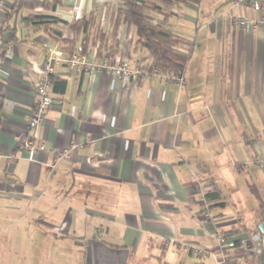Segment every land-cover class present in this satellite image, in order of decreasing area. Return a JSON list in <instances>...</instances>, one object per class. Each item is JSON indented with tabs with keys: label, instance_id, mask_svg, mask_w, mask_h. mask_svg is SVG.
Here are the masks:
<instances>
[{
	"label": "crops",
	"instance_id": "crops-1",
	"mask_svg": "<svg viewBox=\"0 0 264 264\" xmlns=\"http://www.w3.org/2000/svg\"><path fill=\"white\" fill-rule=\"evenodd\" d=\"M12 3L6 0V12ZM115 3L64 0L54 11L23 9L0 24L6 43L0 56L1 262L14 256L12 243L32 223L42 236L71 237L82 248L87 239L126 248V264L141 262L140 257L155 264H196L188 246L207 249L208 256L228 250L237 257L226 256L225 263L255 264L253 251L233 242L254 234L257 210L251 225L238 219L239 226L225 211L230 181L244 176L253 178L255 187L264 185V169L247 166L264 157V30L234 26L227 16L257 18L249 7L201 0L170 9L167 27L191 51L183 86L162 78L128 84L105 71L69 73L55 66L53 76L65 86L59 92L52 88L43 123L28 130L36 69L48 44L61 45L52 36L54 24L27 18H54L57 9L75 7L83 16L95 13L107 32ZM153 16L161 21L164 15ZM133 38L134 29L124 25L116 35L125 57L136 64L145 51L132 52ZM26 137L36 147L31 158ZM65 149L70 154L58 158ZM210 180L226 205L208 210L205 219L204 186ZM263 199H257V208ZM87 225L91 231H84ZM234 227L246 230L227 237L229 246L220 250L217 236ZM60 256L53 252L46 264H63Z\"/></svg>",
	"mask_w": 264,
	"mask_h": 264
},
{
	"label": "trees",
	"instance_id": "trees-1",
	"mask_svg": "<svg viewBox=\"0 0 264 264\" xmlns=\"http://www.w3.org/2000/svg\"><path fill=\"white\" fill-rule=\"evenodd\" d=\"M201 0H116L111 6L109 17L110 30L104 31L99 25L97 15L90 13L87 16H81L73 25L67 26L55 17L35 14L27 18L38 20L49 24L64 25L66 34L64 37L56 35L52 31V36L60 43L61 49L67 53L74 51L84 52L90 47H95L98 55L107 54L109 59L119 52V41L116 39L119 28L124 25L134 29V38L132 41V52L145 51V56L141 57L137 64H143L144 67L151 66L157 69L163 75H172L179 73L182 75L187 65L191 51L184 50V40L175 32L167 27L170 9L178 8L184 5H196ZM64 0H13L11 8L6 12V17L10 14H16L23 9L43 11H54L57 7L63 5ZM163 13L161 21H156L153 14ZM6 43H2L0 37V56H3ZM53 90L59 92L63 90L65 83L51 77ZM1 106V102H0ZM207 190L204 195L205 205L209 211L223 209L226 205L222 191L216 184L210 180L204 186ZM219 216V215H218ZM214 215L212 218H215ZM258 222H264V199L260 201L257 208ZM242 228V227H241ZM232 228L225 234V237H231L245 231L246 228ZM235 246H242L241 241H234ZM229 246V245H228ZM225 247L224 250L227 249Z\"/></svg>",
	"mask_w": 264,
	"mask_h": 264
},
{
	"label": "built area",
	"instance_id": "built-area-1",
	"mask_svg": "<svg viewBox=\"0 0 264 264\" xmlns=\"http://www.w3.org/2000/svg\"><path fill=\"white\" fill-rule=\"evenodd\" d=\"M232 6H247L253 12L257 13V18L251 20L240 14H227L231 24L239 27H249L250 29L259 28L264 30V0H231ZM6 15V0H0V24ZM79 9L73 7L68 11H55V18H59L67 26L73 25L80 17ZM64 26V25H63ZM56 35L64 37L66 34L65 26L57 27L52 26ZM130 40V37H129ZM122 46L119 47V52L114 58L109 59L107 54L98 55L96 48L84 52L74 51L67 53L59 48L55 43L46 46V55L43 61L36 69L37 81L35 84V105L31 112L27 128L28 130L36 129L40 126L45 118V114L52 104V80L54 74V67L63 65L69 73L86 70L88 72H107L110 76L120 79L124 83L135 84L143 79L162 78L166 82H172L178 86L184 85V78L179 73L172 75H163L157 69L152 68L150 65L144 67L143 64H132L127 57H125ZM24 148L29 153L31 158L36 147H34L31 139L26 137L24 139ZM71 149H65L56 153L58 158L67 157ZM257 165L264 168V158H259ZM202 215L205 219H210V214L207 206L202 207ZM218 247L224 250L228 245L225 236H217ZM190 253L203 259L210 254V251L198 247H189ZM225 261V260H224Z\"/></svg>",
	"mask_w": 264,
	"mask_h": 264
},
{
	"label": "rangeland",
	"instance_id": "rangeland-1",
	"mask_svg": "<svg viewBox=\"0 0 264 264\" xmlns=\"http://www.w3.org/2000/svg\"><path fill=\"white\" fill-rule=\"evenodd\" d=\"M258 160L259 159L256 161L251 160L249 164L247 163V166H250L252 163L251 165H255L259 169H264L257 165L256 162ZM249 168H251V166ZM238 179L239 180L233 182L230 181V183L233 184H231V188H229L230 192H227L231 204L225 209V211L226 214L234 215V220L238 226L242 224L238 223V219H242L243 223L251 225L256 216L257 199L264 196V185L259 182V185L255 187V182L252 180L253 178L250 179L249 177L246 178L242 176ZM84 231H91V227L88 225L85 226ZM221 232H225V230L221 229ZM27 235L30 237L29 241H26ZM222 236H225V234ZM48 237L49 236L46 235L42 236V232L38 226L30 223L29 232L27 234H19L12 243L11 249H9L10 251H14V256H3V262L0 260V264H46L48 257L50 258V254L52 256L53 252L61 255L60 258L63 264H78V260L81 262V257L85 254V250L84 248L79 247L77 240L71 237H65L64 239L58 240H54L52 237H50V239ZM74 237H77V235L75 236L74 234ZM230 254L232 253H229L228 250L222 254L221 252H216L204 259L194 257V261L196 264H201L203 260H205V264H229L230 262H223L224 257L227 256V259H232L234 261L237 258ZM42 259L45 261L42 262ZM141 259H143L141 262L138 261L135 262V264H155L152 260L147 262L144 257H140V260ZM243 260L244 259H242V261ZM128 264L134 263L128 262Z\"/></svg>",
	"mask_w": 264,
	"mask_h": 264
},
{
	"label": "water",
	"instance_id": "water-1",
	"mask_svg": "<svg viewBox=\"0 0 264 264\" xmlns=\"http://www.w3.org/2000/svg\"><path fill=\"white\" fill-rule=\"evenodd\" d=\"M244 250L255 255V264H264V222L257 225L254 234L241 241ZM84 264H126L129 251L116 248L97 239H87L84 243Z\"/></svg>",
	"mask_w": 264,
	"mask_h": 264
}]
</instances>
